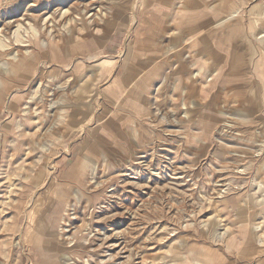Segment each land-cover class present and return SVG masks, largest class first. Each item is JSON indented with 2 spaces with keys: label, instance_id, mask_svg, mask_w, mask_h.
Wrapping results in <instances>:
<instances>
[{
  "label": "rangeland",
  "instance_id": "1",
  "mask_svg": "<svg viewBox=\"0 0 264 264\" xmlns=\"http://www.w3.org/2000/svg\"><path fill=\"white\" fill-rule=\"evenodd\" d=\"M101 1L111 19L94 38L70 22L55 42L43 30L52 48L42 53L28 33L26 45L8 49L37 51L29 63L9 69L0 54V264H264V0H174L177 24L196 3L229 7L232 20L245 19L241 28H258L246 87L203 93L183 77L156 79L177 53L185 82L202 70L198 52L169 45L173 31L159 37L155 27L144 41L157 20L143 12L149 0ZM128 69L140 75L121 91ZM84 86L88 100L78 101ZM74 209L83 216L76 224L93 229L67 243ZM102 231L111 238L103 246Z\"/></svg>",
  "mask_w": 264,
  "mask_h": 264
},
{
  "label": "crops",
  "instance_id": "2",
  "mask_svg": "<svg viewBox=\"0 0 264 264\" xmlns=\"http://www.w3.org/2000/svg\"><path fill=\"white\" fill-rule=\"evenodd\" d=\"M175 4L174 0H149L146 3L143 12L145 10L148 13L153 12V16L157 17V20L156 24H152V30L144 41L151 37L150 33L154 37L155 27H158L159 37L173 31L176 37L171 38L173 33L169 35V45L177 48L183 46L179 50L185 52H198L199 57L195 61V66L199 67L202 73L198 72V81H194L193 85L190 83L191 81L185 82V77L189 75L190 71L186 67V63L181 62V55L177 53L174 61L168 59V69H165L166 63L164 61L158 64L156 79L174 76L179 80L183 77V83L185 86L188 84L187 89L189 91L191 87H194L195 91H201L202 93L206 90L214 91L215 89L217 91L221 89V85H224V91H240L242 87H246L248 84L246 71L249 58L248 52L250 45H253L251 35L258 28H241L242 23H246V21H243L245 19L238 17L237 20H232L230 14L232 10L229 7H219L218 5L201 7L196 3H189L187 7L182 8L184 10L182 14L184 15H180V21L177 24L173 17V12L176 11ZM174 23L176 29L166 30L167 26L169 27ZM177 63H181V68L178 71H175V69L170 70L173 66L178 67L179 64ZM223 65H225V69H228L225 70ZM165 70H167V74H165ZM213 70L215 71L210 74L213 79L210 84H206L204 81ZM155 71V68H153L152 73L149 74L152 75ZM134 75L139 77L138 69H128L126 74L122 75L120 80L121 91L124 89V84L126 91H128L129 83L133 81Z\"/></svg>",
  "mask_w": 264,
  "mask_h": 264
},
{
  "label": "bare ground",
  "instance_id": "3",
  "mask_svg": "<svg viewBox=\"0 0 264 264\" xmlns=\"http://www.w3.org/2000/svg\"><path fill=\"white\" fill-rule=\"evenodd\" d=\"M129 1V0H128ZM131 1V0H130ZM43 2V1H42ZM39 0H35L33 4H31L30 2H28L27 0H0V7H4L6 10L2 11L0 10V27H2V29L0 30V36L2 35L3 37H5L6 39L9 40V43H5L2 41L1 37H0V52H4L9 60L6 63V65H8L9 69L11 66H16L15 63L16 62H20V63H27V60H29V58H33L34 56H36L37 51L39 53H42L43 50L47 47L52 48V44L49 41H46V33L43 32V30L45 28L50 27L52 34H51V39H53V41H57V38H59L58 36V29H63L62 26H67L68 23H73L76 25H83L81 31H86L85 33L89 34L92 38H94L93 36V31L95 29V27H97V25H100L101 23L103 25H105V28L107 26L108 20H105L106 16H110L109 12H107L109 15H107L106 10L108 8H106V6L104 5V1L101 0H45L43 3ZM108 3V1H106ZM135 2V0H134ZM117 3V2H115ZM111 4V3H110ZM125 4V2H124ZM115 5V4H114ZM116 6V5H115ZM114 6V7H115ZM128 6V5H127ZM52 7H56V9L54 10ZM129 7V6H128ZM134 7V6H133ZM66 8V10H65ZM118 8V7H117ZM65 10L64 12H62V10ZM119 9V8H118ZM136 9V8H135ZM120 10V9H119ZM108 11V10H107ZM134 11V9H133ZM132 11V12H133ZM123 13V11H121ZM68 13L70 14L69 17L66 18V16L68 15ZM126 13V12H125ZM125 15V14H124ZM101 22V23H100ZM136 22V21H135ZM48 23H50V25H48ZM67 24V25H66ZM136 24V23H135ZM26 26V28H24ZM133 26V24H132ZM81 27V26H80ZM14 28H17L14 32H13V38H12V30ZM132 28V27H131ZM66 29V27H65ZM80 30V29H79ZM64 32V31H63ZM69 32V31H68ZM78 32V30H77ZM25 33H28L31 35V37L34 40L33 45H35V47L37 48V51H34L30 54V56L26 57V55H28V50H26L25 52H23L22 48L21 50H18L17 52H10L12 50H8L10 47H20L19 44H25L26 45V36ZM76 33L75 29H72L70 31L71 37H73ZM77 34V33H76ZM80 34V33H79ZM27 35V34H26ZM48 39V38H47ZM60 39V38H59ZM26 40V41H25ZM32 40V41H33ZM94 40V39H93ZM54 41V42H55ZM26 42V43H25ZM62 42V40H61ZM30 43V42H29ZM60 43V42H59ZM98 46V45H97ZM22 47V46H21ZM32 47V44H31ZM34 47V46H33ZM90 48V47H89ZM94 48V47H93ZM13 49V48H11ZM15 49V48H14ZM13 49V50H14ZM6 50V51H4ZM32 50V49H31ZM0 53V54H4V53ZM4 54V55H5ZM91 54V53H90ZM3 56V55H1ZM175 59V58H174ZM177 59V57H176ZM30 62V60L28 61V63ZM183 66V65H182ZM198 78V77H197ZM196 78V79H197ZM89 80V79H88ZM198 81V80H197ZM87 83H90L89 81ZM196 83V82H195ZM85 87V86H84ZM56 89H53L52 91H55ZM84 90L86 92H84V95H81V93L79 92L78 94L81 95L80 98H77L78 101L82 100V101H87L88 100V88L85 87ZM123 90V89H122ZM195 89L192 90V92H194ZM191 92V93H192ZM87 93V94H86ZM146 93V92H145ZM69 94V93H68ZM54 95V96H53ZM52 96L54 97V104L55 105L57 102L55 101L57 98V93H52ZM58 100V99H57ZM47 107V106H46ZM264 108V107H263ZM30 112V111H29ZM28 113V112H27ZM26 113V114H27ZM83 114V112H82ZM54 115V114H53ZM161 116V114H160ZM78 117V116H77ZM177 120V119H176ZM175 120V121H176ZM170 121V120H169ZM53 122V121H52ZM168 122V121H167ZM178 125V124H177ZM175 130V129H174ZM183 140V139H182ZM202 142V141H201ZM152 146V145H151ZM163 146V145H162ZM143 152V151H142ZM152 152V151H151ZM139 153V152H138ZM141 153V152H140ZM150 153V152H149ZM140 159V158H139ZM141 160V159H140ZM145 160V159H144ZM141 161L139 162V164L146 168L151 169L152 165L150 163V161ZM169 162V161H167ZM64 164V163H63ZM43 165V164H42ZM46 166V165H45ZM168 166V165H167ZM151 167V168H150ZM156 168V167H155ZM158 168V167H157ZM171 168V167H170ZM56 169V168H55ZM88 169V168H87ZM54 174V173H53ZM125 174V173H124ZM89 175V174H88ZM99 175V174H98ZM39 176V175H38ZM96 176V175H95ZM88 179V178H87ZM93 181V180H92ZM89 182V181H88ZM127 182V181H126ZM86 183V182H85ZM97 183V182H96ZM105 183V182H104ZM35 184V183H34ZM81 184V183H80ZM87 184V183H86ZM94 184V182H93ZM92 184V185H93ZM96 185V184H95ZM146 185V184H145ZM82 186V184H81ZM94 186V185H93ZM12 187V186H11ZM79 187V186H78ZM137 187V186H136ZM92 188V187H90ZM154 188V187H153ZM152 188V189H153ZM27 189V188H26ZM82 189V188H80ZM170 189V188H169ZM61 190V189H60ZM77 190V189H76ZM91 190V189H90ZM150 191V190H149ZM87 192V191H86ZM160 192V191H159ZM59 193V191H58ZM57 193V195H58ZM106 193V192H105ZM81 194V193H80ZM136 194V193H135ZM72 195V194H71ZM74 195V194H73ZM79 195V194H77ZM90 195V194H89ZM169 195V194H168ZM94 196V195H93ZM113 196V195H112ZM91 197V196H90ZM62 198V197H61ZM67 198V197H66ZM70 198V197H69ZM92 199V198H91ZM70 200V199H69ZM88 200V199H86ZM101 200V199H100ZM71 201V200H70ZM79 201V199H78ZM77 201V202H78ZM69 202V201H68ZM73 202V201H72ZM81 202V201H80ZM75 203V202H74ZM81 204V203H79ZM85 204V203H84ZM69 205V204H68ZM67 205V206H68ZM91 205V202H90ZM109 206V205H108ZM70 207V206H69ZM72 207V206H71ZM77 207V206H76ZM79 207V206H78ZM85 207V206H84ZM80 208V207H79ZM67 209V208H66ZM132 209V208H131ZM65 210V209H64ZM74 216L71 217V215H68L67 217H65V224L68 227V230L66 232L68 233H72L70 235H68L67 233L64 234V237L67 241V243H73L75 241V236L74 233H81L83 231H90V227L92 222L87 218V220H89L88 222L84 221L85 223L81 225H77L76 222L82 217L83 220V216L79 215L77 212V209H74ZM107 210V209H106ZM121 210V208L119 209ZM67 211V210H66ZM69 211V210H68ZM84 211V210H83ZM89 211V210H88ZM65 212V211H64ZM82 212V211H81ZM125 212H127V215L131 214V212H128V209H125ZM59 213V212H58ZM62 213V212H61ZM66 213V212H65ZM124 213V212H123ZM60 214V213H59ZM83 214V213H82ZM120 214V213H119ZM138 214V213H137ZM109 215V214H108ZM107 215V216H108ZM112 215V214H110ZM109 215V216H110ZM121 215H123L121 213ZM120 215V216H121ZM87 216V215H86ZM89 216V215H88ZM98 216V215H97ZM126 216V215H125ZM96 217V216H95ZM106 217V216H105ZM104 217V218H105ZM108 218V217H107ZM113 218V217H112ZM99 219V218H98ZM103 219V218H102ZM100 219V220H102ZM132 219V218H131ZM61 220V219H60ZM81 220V219H80ZM109 220V219H108ZM122 221V220H121ZM61 222V221H59ZM64 222V221H63ZM113 222V220H112ZM115 222V221H114ZM149 223V222H148ZM100 224V223H99ZM105 224V223H104ZM128 224V223H127ZM63 225V224H62ZM116 225V224H115ZM61 226V225H60ZM65 226V227H66ZM103 227V226H102ZM110 227V226H109ZM59 228V227H58ZM62 228V226H61ZM111 228V227H110ZM125 228V227H124ZM127 228V227H126ZM164 228V227H163ZM66 229V228H65ZM93 229V228H92ZM91 229V231H92ZM63 230V229H62ZM103 230V229H102ZM73 231V232H72ZM61 232V229L60 231ZM95 232V229L93 231V233ZM97 232V231H96ZM100 232V231H99ZM104 233H101L99 236L101 240L99 241H103L102 245H104V242L107 243L110 238V236L108 235L109 232L107 231H102ZM114 232V230H113ZM63 233V232H62ZM60 233V234H62ZM92 233V232H91ZM58 234V233H57ZM84 234V233H83ZM88 234V233H86ZM85 234V235H86ZM112 234V233H111ZM114 234V233H113ZM112 234V235H113ZM56 235V234H55ZM229 235V234H228ZM68 236V237H66ZM80 236V234H79ZM117 236V235H116ZM89 237V236H88ZM146 237V236H145ZM91 238V237H90ZM98 239V237H96ZM115 238V237H114ZM123 238V237H122ZM54 239H56L54 237ZM59 239V238H58ZM63 239V238H62ZM83 239V238H82ZM95 239V237H94ZM116 239V238H115ZM125 239V238H124ZM57 240V239H56ZM91 240V239H90ZM85 241V240H84ZM124 241V240H122ZM91 242V241H90ZM159 242V241H158ZM76 243V242H75ZM78 243V242H77ZM86 243V242H84ZM92 243V242H91ZM62 244V243H61ZM114 244V243H113ZM112 244V245H113ZM124 244V242H123ZM126 244V242H125ZM130 244V243H129ZM63 245V244H62ZM111 245V246H112ZM119 245V244H118ZM128 245V244H127ZM110 246V245H109ZM110 246V247H111ZM122 246V245H121ZM125 246V245H124ZM123 246V247H124ZM114 247V246H113ZM121 248V247H120ZM126 248V247H125ZM131 248V247H130ZM79 249V248H78ZM89 249V248H88ZM134 249V248H133ZM73 250V249H72ZM92 250V248H91ZM121 250V249H120ZM126 251V249H125ZM71 252V251H70ZM80 252V251H79ZM94 252V251H93ZM85 253V252H84ZM89 253V251H88ZM121 253V252H119ZM140 254V253H139ZM87 255V254H86ZM89 256V255H88ZM134 256V255H133ZM137 256V255H136ZM76 257V256H75ZM121 257H123V255H121ZM86 258V257H85ZM135 258V257H134ZM139 258V257H138ZM113 259V258H112ZM128 259V258H127ZM126 260V259H125ZM133 259H131L132 261ZM74 261V260H72ZM71 261V262H72ZM85 261V260H84ZM128 261V260H127ZM138 261V260H137ZM75 262V261H74ZM86 262V261H85ZM84 262V264H85ZM126 262V261H125ZM70 263V262H69ZM138 263V262H137ZM68 264V263H67ZM135 264V263H134Z\"/></svg>",
  "mask_w": 264,
  "mask_h": 264
}]
</instances>
